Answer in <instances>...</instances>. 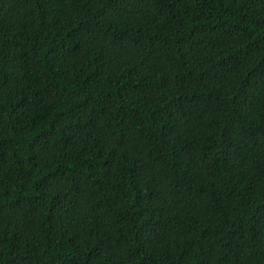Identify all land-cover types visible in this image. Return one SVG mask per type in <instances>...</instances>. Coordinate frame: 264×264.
Returning <instances> with one entry per match:
<instances>
[{"label":"trees","instance_id":"16d2710c","mask_svg":"<svg viewBox=\"0 0 264 264\" xmlns=\"http://www.w3.org/2000/svg\"><path fill=\"white\" fill-rule=\"evenodd\" d=\"M0 264H264V0H0Z\"/></svg>","mask_w":264,"mask_h":264}]
</instances>
